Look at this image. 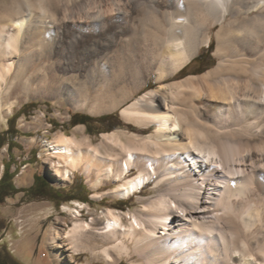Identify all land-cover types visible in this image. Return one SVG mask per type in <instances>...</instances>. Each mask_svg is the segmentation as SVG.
<instances>
[{"label": "bare ground", "instance_id": "1", "mask_svg": "<svg viewBox=\"0 0 264 264\" xmlns=\"http://www.w3.org/2000/svg\"><path fill=\"white\" fill-rule=\"evenodd\" d=\"M29 1L28 12L13 1L0 14V92L14 66L9 56L16 57L23 79L34 59L62 36L51 0H41L39 19ZM105 1L116 13L118 33L127 25L129 42L112 58L116 33L106 31L104 1H88L83 16L100 40L81 61L86 84L130 81L139 89L154 72L164 81L211 43L218 25L219 61L206 73L162 83L122 107L124 118L142 129L156 125L148 135L104 133L95 145L88 137L60 133L47 141L60 160V169L52 164L58 175L83 169L90 177L94 171L99 189L113 173L122 182L116 193L125 199L154 177L158 191L126 230L112 210L101 227L76 218L66 236L70 258L80 250L94 254L103 242L111 244L104 252L114 260L115 253L140 258L132 264H264V0ZM131 5L145 8L144 39L134 29ZM77 29L87 33L83 24ZM82 91L67 86L69 101L83 107L89 97ZM136 166L139 173L130 177Z\"/></svg>", "mask_w": 264, "mask_h": 264}, {"label": "rangeland", "instance_id": "2", "mask_svg": "<svg viewBox=\"0 0 264 264\" xmlns=\"http://www.w3.org/2000/svg\"><path fill=\"white\" fill-rule=\"evenodd\" d=\"M13 1L20 4L26 12L31 9L27 0H0V14H4L5 7ZM88 1L90 0H51L56 19L62 24L61 39L56 44L44 48L41 56L34 59L33 65H29L23 79L18 76L16 57L9 56V61H12L14 66L7 83L3 84L4 90L0 92V140L3 135L10 140L12 133H15L14 139L11 140L14 143L13 149H9L8 143L0 148V178L5 164L11 163L12 171L18 168L14 182L20 189H27L34 183L35 178L41 176L53 187L47 196H31L22 190L7 197L5 202L0 204V256L24 264H132L140 261L136 255L128 257L121 253H115L116 260L110 258L104 249L111 244L103 242L99 243L100 247L94 254L80 250L78 254L73 253L74 258L71 259L69 255L72 251L67 249L71 245L66 236L76 218L87 220L93 226H103L109 210L120 216V227L123 230L128 229L131 216L140 213L149 199L158 193L155 178H151L140 192L126 199L116 193L122 182L118 181L113 173L104 177L102 186L95 189L92 182L93 177H96L94 171L90 177L86 176L83 169L69 174L68 177L56 174L53 168L60 169V160L51 156L47 141L55 140L60 133L77 135L79 138L88 137L95 145L102 143L104 133L129 131L148 135L154 131L156 125L142 129L140 124L124 118L122 107L147 91L158 88L162 83H172L189 75L206 73L219 61L216 51L220 25L211 31V43L199 50L185 66L183 73L180 72L181 69L174 75L167 76L164 81H158L154 72L147 79V84L139 89H135L130 81L114 87L110 84L111 81L100 82L95 86L86 84L81 61H86V48L94 50L92 43L100 40L92 32L91 23L83 16V9ZM103 1L106 31L116 33L115 41L109 49L110 56L114 58L128 45V35L131 32L127 25H122V32L118 33L116 13L105 0ZM29 2L33 4L34 18L39 19L43 13L41 0ZM65 6L67 11L63 10ZM131 10L134 29L142 34L141 38L144 39L148 34L147 26H143V20H146L145 8H133L131 5ZM79 24L85 27L87 33L83 32L86 35L78 31ZM37 47L33 45L32 50L37 51ZM89 59L95 61L96 57L93 55ZM28 77L29 89H25L24 81ZM69 85L82 89V93L88 95L89 102L83 107L72 104L66 92ZM24 105L27 107L23 112L16 114ZM84 115L90 119L88 123L73 124V121L80 120ZM192 117L189 115L190 119H193ZM102 150L105 152V148ZM138 173L139 168L136 166L132 168L129 176L134 177ZM54 191H59L61 196ZM75 211H78L79 215H76Z\"/></svg>", "mask_w": 264, "mask_h": 264}, {"label": "trees", "instance_id": "3", "mask_svg": "<svg viewBox=\"0 0 264 264\" xmlns=\"http://www.w3.org/2000/svg\"><path fill=\"white\" fill-rule=\"evenodd\" d=\"M212 46H213V43L210 45L211 49H212ZM185 69H186V67H184L180 72L183 73L185 71ZM26 107L27 106L24 105L21 109L18 110V112L16 114L23 112V110ZM15 118H16V115H15ZM89 120L90 119H88V116L84 115V116H82V118L80 120H78L76 122L73 121V124L87 123ZM14 135H15V133H12V137L10 140H8V138H6V135H3V138H1V140H0V148L8 143L9 149L10 150L13 149L14 143L11 140L14 139ZM17 173H18V168L15 171H12L11 170V163L5 164L3 175L0 178V204L5 202L7 197L13 196L22 190L25 191L28 195L37 197V196H47L48 193H50L53 189V187H52V185H50L49 181L43 176L35 178L34 183L30 187H28L27 189H20L19 187H17V185L14 182V177ZM54 192L58 196H61L59 191H54ZM73 198H75V197H73ZM73 198H71V199H73ZM0 264H24V263H21V262L16 261V260H11V259L4 257V256H0Z\"/></svg>", "mask_w": 264, "mask_h": 264}, {"label": "flooded vegetation", "instance_id": "4", "mask_svg": "<svg viewBox=\"0 0 264 264\" xmlns=\"http://www.w3.org/2000/svg\"><path fill=\"white\" fill-rule=\"evenodd\" d=\"M88 122H89V121H88ZM88 122H87V123H88ZM85 124H86V123H85Z\"/></svg>", "mask_w": 264, "mask_h": 264}]
</instances>
